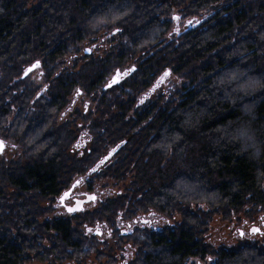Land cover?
<instances>
[{
  "label": "trees",
  "instance_id": "16d2710c",
  "mask_svg": "<svg viewBox=\"0 0 264 264\" xmlns=\"http://www.w3.org/2000/svg\"><path fill=\"white\" fill-rule=\"evenodd\" d=\"M0 141V264H85L83 222L150 209L168 241L126 264H264L212 237L264 211V0H0ZM80 176L106 194L53 215Z\"/></svg>",
  "mask_w": 264,
  "mask_h": 264
},
{
  "label": "flooded vegetation",
  "instance_id": "af4514ba",
  "mask_svg": "<svg viewBox=\"0 0 264 264\" xmlns=\"http://www.w3.org/2000/svg\"><path fill=\"white\" fill-rule=\"evenodd\" d=\"M78 181L79 183H77ZM71 185L73 186L71 187ZM106 192L107 190L104 188L92 186L86 176H80L73 180L67 188L63 189L55 197L52 214L64 216L88 209L95 205ZM89 195H93L95 199L89 198L88 200H84L88 198ZM78 200H84L82 202V207L79 210L70 212L68 209ZM256 224H260V226ZM239 225L243 227L248 226L249 232H254L253 229H258V233H264V211H260L255 219L243 218L239 222ZM82 226L84 228V234L74 238L75 241L70 243V248L67 249L68 252L66 253H69L70 256H79L81 251L82 256L85 257V264H88V254L90 250L96 247L95 244L92 243L93 240L98 241L97 246L102 249L105 256L117 257L118 264H126L137 252L146 250L151 255L156 253L158 245L164 240L165 242L168 241V238H164V232L166 230L170 231L169 219L154 209H150L146 213L135 214V216L129 220L119 219L115 222L114 227H109L104 222L95 224L83 222ZM228 226H230L231 229V225L229 224ZM142 232H147V234L143 235ZM242 232L243 231L240 229V235ZM31 238L36 241L39 248L41 245L40 242L46 241V238L38 234L34 237L22 236V243ZM75 245L78 248L76 250L72 249ZM59 246L62 247L61 244L55 242L51 245L50 251L54 250L57 252V249L60 248ZM23 251L19 264H52L49 259L40 260L44 251L39 250L33 255L24 254Z\"/></svg>",
  "mask_w": 264,
  "mask_h": 264
},
{
  "label": "rangeland",
  "instance_id": "374dc122",
  "mask_svg": "<svg viewBox=\"0 0 264 264\" xmlns=\"http://www.w3.org/2000/svg\"><path fill=\"white\" fill-rule=\"evenodd\" d=\"M3 144L4 147L2 150H0V160L6 159L3 157L9 158L12 155L11 154L12 150H9L10 149L9 145L7 143H3ZM256 225L260 226V224H256ZM248 228H249L248 226L243 227L239 225V223L238 224L234 223L233 225H231L232 233H230L231 232L230 226L227 227L228 232L231 234L228 235L225 232L224 226L221 225L220 221L219 222L217 221L214 225V229H213L214 233L212 234V237H215V239L219 241L218 244L226 247H234L240 242L250 243V244L259 242L262 239L264 233L260 234L257 231L249 232ZM240 229L243 231L241 235L239 233ZM22 245L23 247H25V243H23Z\"/></svg>",
  "mask_w": 264,
  "mask_h": 264
},
{
  "label": "snow or ice",
  "instance_id": "6c2138e0",
  "mask_svg": "<svg viewBox=\"0 0 264 264\" xmlns=\"http://www.w3.org/2000/svg\"><path fill=\"white\" fill-rule=\"evenodd\" d=\"M33 67H38V63H37V65H34ZM168 75H169V73H168V72H165L164 75L161 77L160 81H158V85H159V83H162L163 80H164V78H166ZM117 79H118V77H117ZM116 82H117L116 79H114V80L112 81V83H116ZM3 147H4V144H3L2 141H0V150H2ZM101 163H103V161H101ZM93 171H95V169H93ZM77 183H79V181H78ZM65 195H67V194H65ZM91 199H95V197H91ZM68 210L71 212V211H75L76 209L69 208ZM253 231H254V232H255V231H258V229H253Z\"/></svg>",
  "mask_w": 264,
  "mask_h": 264
},
{
  "label": "water",
  "instance_id": "95a60500",
  "mask_svg": "<svg viewBox=\"0 0 264 264\" xmlns=\"http://www.w3.org/2000/svg\"><path fill=\"white\" fill-rule=\"evenodd\" d=\"M34 65H36V63H33V64H31L26 70H25V72L24 73H26L27 71H30L31 69H33L34 67ZM73 185H71V187H72ZM66 193V192H65ZM91 197H93V195H89L88 196V198H86V199H84V200H88L89 198H91ZM84 200H78L71 208H73V209H76V210H79L81 207H82V202L84 201Z\"/></svg>",
  "mask_w": 264,
  "mask_h": 264
}]
</instances>
